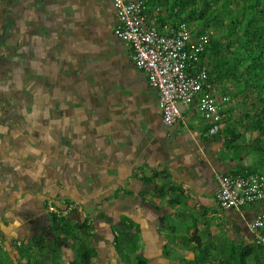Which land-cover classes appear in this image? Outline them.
<instances>
[{"label": "crops", "instance_id": "1", "mask_svg": "<svg viewBox=\"0 0 264 264\" xmlns=\"http://www.w3.org/2000/svg\"><path fill=\"white\" fill-rule=\"evenodd\" d=\"M6 24L13 33L2 38ZM115 24L113 0H0L1 55L11 47L21 62H53L56 72H69L89 93L85 104L73 108L51 97L50 118L39 110L33 121L21 120L35 128L32 137L0 135L3 263H25V248L38 258L45 255L44 264L74 260L72 245L58 253L38 250L37 241L49 246L55 238L50 199L77 205L69 223L92 224L93 264H125L115 242L125 219L138 225L140 253L149 264L193 260L196 231L220 250L254 244L249 222L264 203L234 210L222 209L216 199L217 176L252 165L253 157L245 153L241 161L226 150L224 138L209 135L208 123L194 109L181 106L182 117L166 126L158 92L134 65L131 47L114 35ZM93 73L102 88L97 93L88 83ZM9 123L0 119L1 127ZM48 147V154L41 152Z\"/></svg>", "mask_w": 264, "mask_h": 264}, {"label": "trees", "instance_id": "2", "mask_svg": "<svg viewBox=\"0 0 264 264\" xmlns=\"http://www.w3.org/2000/svg\"><path fill=\"white\" fill-rule=\"evenodd\" d=\"M146 6L151 18L155 17L162 25L169 23L176 28L185 23L194 35L208 30L212 32L210 44L202 53L200 64L208 67L209 81L213 90L230 95L231 98L223 126L216 136L224 138V147L227 150L237 151L241 161L244 160L242 155L245 153L253 157L252 165L237 167L238 169L230 173L234 175L264 173V0H147ZM7 26L8 24L2 26V38L7 32H12V26ZM1 47L2 41H0V49ZM10 49L11 47L4 48L2 51L4 55L0 53V74H6L2 80H8L10 75L13 79L8 80L10 84L4 83L3 86L7 89L14 84L12 87L26 89L27 96L34 98L33 109L29 112L32 115L27 114L25 107L18 111L21 115L24 114L22 116L24 121H33L38 117L40 113L38 111L41 110L38 106L44 107L45 110L49 108L48 102L52 94L45 92L47 98L43 97L46 98L44 102H42L44 94H36L37 86L42 82L50 87L52 96L56 100L59 99L58 104L62 103L60 97L69 94L73 98L71 103L74 106L85 104L89 93L83 92V86L81 87L71 78L69 72H63V75L58 72L60 77L52 76L47 80L50 69H46L47 62L44 59L39 60L44 62L38 61L39 70H35L34 74L32 64L21 62L17 57L18 51H10ZM8 60L15 63L21 62V64L16 70L12 68L14 66L12 63L13 65L7 68V71H1L4 69L2 65ZM33 65L36 66V64ZM54 66L53 64L52 69ZM21 71L28 72L29 76H23L19 82L15 80V76ZM33 75H35L34 78ZM30 79L33 80L28 82ZM32 83H35V86ZM29 85L30 88H28ZM98 97L95 96L96 102ZM234 101L238 106V112L232 104ZM10 119L13 118L10 117ZM145 180L153 181L152 178ZM50 200L47 202V208ZM70 203V200H66L64 206H59L57 203L55 206L59 209L62 207L67 209ZM73 211L74 209L70 213ZM48 213L55 238L49 242V246L46 245V240L37 241V239L39 252L49 249L51 253H58L72 245L77 252L74 260L69 264H93L97 251L93 246L94 234L90 232L92 224L89 220L71 224L66 215L58 216L49 211ZM123 226V230L116 235L115 242L117 251L122 255L125 264H149L148 259L140 253L138 225L125 219ZM77 231L84 234V237L80 238ZM191 241L196 243L195 256L191 261L186 260V264H214V262H217L216 264H264V248L255 243L256 246L232 243L228 245V248L220 250L203 242L197 231L194 232ZM126 247L136 254V261L131 260L130 254L124 251ZM21 251L27 261L25 263L19 261L16 264H44L42 259L45 255L42 253L38 258L29 254V248ZM0 264H4L2 258H0ZM50 264L57 263L54 261Z\"/></svg>", "mask_w": 264, "mask_h": 264}, {"label": "built area", "instance_id": "3", "mask_svg": "<svg viewBox=\"0 0 264 264\" xmlns=\"http://www.w3.org/2000/svg\"><path fill=\"white\" fill-rule=\"evenodd\" d=\"M146 1L113 0L114 35L131 47L134 65L146 73L150 86L157 90L166 126L182 117V106L196 110L208 123L207 133L216 135L223 126L231 98L213 90L208 67L200 64L212 32L194 35L185 23L176 28L169 23L162 25L147 13ZM217 184L216 199L222 209L242 210L264 203L263 172L220 173ZM72 210L69 205L61 212L52 200L48 203V211L58 216ZM249 230L254 243L264 248V210L249 222Z\"/></svg>", "mask_w": 264, "mask_h": 264}, {"label": "rangeland", "instance_id": "4", "mask_svg": "<svg viewBox=\"0 0 264 264\" xmlns=\"http://www.w3.org/2000/svg\"><path fill=\"white\" fill-rule=\"evenodd\" d=\"M40 34V33H39ZM40 35H42V34H40ZM42 40V39H41ZM36 57H38V55L36 56ZM33 59V60H32ZM29 62H30V64H32V72L35 74V70H39V68H38V66H37V63H38V60H37V58H36V60L34 59V57L32 58ZM14 64V66H12V68L13 69H17L19 66H20V64H21V62H19V63H15V62H9V61H7L6 63H5V65L3 66V70H6L7 71V68H11V65H13ZM52 63V64H51ZM17 64V65H16ZM33 64H36V66H34ZM54 63L53 62H49V63H47V66H46V69H50V70H48V80H49V78L50 77H54L55 76V78L56 77H58L59 75H58V72H56L55 70H54V68H55V66H54V68L52 69V65H53ZM64 64V63H63ZM97 65H98V62L96 63ZM95 65V64H94ZM28 66V65H27ZM95 67H96V65H95ZM38 73V72H37ZM16 74V73H15ZM95 76V74L93 73V74H91L90 75V77H89V80H88V83H92V85L91 86H94L93 88H95L94 89V91H95V93H97V91L99 90V89H102L101 87H99L98 88V85H97V79H96V77H92V76ZM3 76L4 77H6V74L4 73V74H0V119H2V120H7L8 122H10L9 123V125H10V127L9 128H6V127H1L0 126V135H4V136H10V135H12V136H14V135H17V136H20V137H23L22 135H24V136H30V137H32V135H34V133H35V128L34 127H30V126H28V125H26V126H22V125H24V124H22V125H20L19 123V121H21V120H23L22 118V116H24V114H22L21 115V112H18L19 111V109H22V108H26L27 109V114H29V116L30 115H32V114H30L29 112L30 111H32V109H33V104H34V98H32V97H30V98H28V96H26V89H25V92H23L22 91V88L20 89L19 87H16V86H14V87H10V89H7L5 86H3L4 85V80H2L3 79ZM23 76H29L28 75V72H23V71H21L20 73H17L16 74V76H15V80H17V81H19V82H21L20 80H21V78L23 77ZM33 78L35 77V75H33L32 76ZM60 77V76H59ZM31 78V77H30ZM54 78V79H55ZM20 79V80H19ZM53 79V80H54ZM2 80V81H1ZM8 80H10V81H12L13 79L11 78V75L8 77ZM33 79H30V80H28V82L29 81H32ZM72 80V79H71ZM77 82V81H76ZM78 83V82H77ZM10 84V83H9ZM33 84H35V83H32V85ZM41 84H43L42 86H39L38 87V89L36 90V94H44L43 96H42V102H44L45 100L44 99H46L47 97H46V93L45 92H47V94H52V92H51V90H49L50 89V87H47V86H45L44 85V82H42ZM80 85V84H79ZM35 94V95H36ZM75 94V92L72 94V96ZM43 97H46V98H43ZM51 97H53L54 99H55V101L57 102V100H59V99H57L56 100V98L54 97V96H52L51 95ZM61 98V102L62 103H67L68 105H69V107H72L73 108V103H71V101H72V97L70 96V94L69 95H67V96H63V97H60ZM63 98V99H62ZM232 104L234 105V107L236 108V110L235 111H239V109H238V106L236 105V102L234 101V102H232ZM3 105H5V109H2L1 108V106H3ZM69 107H67V108H64L65 110H70V108ZM40 109L42 110V113H43V115L45 116V117H47V118H50L52 115L50 114V109H49V111H47V110H45L44 109V107H42V106H40ZM54 109H56V107H54ZM15 110H16V112H15ZM77 111V110H76ZM75 111V112H76ZM96 112H100V114L102 115V114H104V110H99V111H96ZM26 114V113H25ZM10 117L11 118H13L14 120H9L10 119ZM15 118H18V119H21V120H15ZM18 121V122H17ZM47 129H48V132H50L49 131V128L47 127ZM50 138V137H49ZM12 146H14V145H12ZM42 147H44L45 146V144L44 145H41ZM226 149V148H225ZM52 149L50 148V147H48V148H42V153L44 152V153H46V154H48V152L47 151H51ZM227 150V149H226ZM230 152H233V154H236V155H238L237 153V151L235 152V151H233V150H229ZM251 158V157H250ZM252 159V158H251ZM37 171V170H36ZM35 173V172H34ZM53 202H55V201H53ZM70 205H72V208L75 210L76 209V204L74 203V202H71L70 203ZM59 209V208H58ZM63 209H65V207H62V209H60L61 210V212H62V210ZM65 214V213H64ZM71 215V213L70 214H68V215H66L67 217H69ZM68 220H70V218H68ZM77 233L79 234V235H81V233H79L78 231H77ZM3 250V249H2ZM124 251L126 252V253H129L130 254V257H131V260H134V261H136V254H134V253H132L127 247L124 249ZM0 253L2 254L3 253V251H1L0 250ZM41 254V253H40ZM58 259H59V257H58ZM53 260H54V258H53ZM57 264H64V263H66V262H62V261H55ZM68 263V262H67ZM136 263V262H135ZM4 264H8V263H4Z\"/></svg>", "mask_w": 264, "mask_h": 264}, {"label": "flooded vegetation", "instance_id": "5", "mask_svg": "<svg viewBox=\"0 0 264 264\" xmlns=\"http://www.w3.org/2000/svg\"><path fill=\"white\" fill-rule=\"evenodd\" d=\"M4 65H5V63L2 65V67H3ZM1 71H5V70L2 69ZM3 82H4L6 85L9 84V82H8L7 79H6V80L4 79ZM19 85H20V84H19ZM9 120H14V119H9ZM15 120H21V119L15 118ZM17 122H18V121H17ZM19 122H22V121H19Z\"/></svg>", "mask_w": 264, "mask_h": 264}]
</instances>
